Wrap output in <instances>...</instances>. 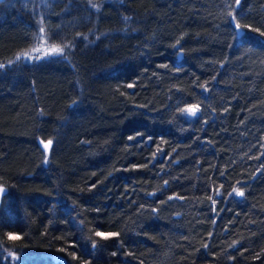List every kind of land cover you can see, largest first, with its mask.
<instances>
[{
    "label": "trees",
    "instance_id": "1",
    "mask_svg": "<svg viewBox=\"0 0 264 264\" xmlns=\"http://www.w3.org/2000/svg\"><path fill=\"white\" fill-rule=\"evenodd\" d=\"M229 13L264 31V0H0V264H264V37ZM40 36L68 52L17 60Z\"/></svg>",
    "mask_w": 264,
    "mask_h": 264
},
{
    "label": "snow or ice",
    "instance_id": "2",
    "mask_svg": "<svg viewBox=\"0 0 264 264\" xmlns=\"http://www.w3.org/2000/svg\"><path fill=\"white\" fill-rule=\"evenodd\" d=\"M234 4L236 6H240L242 4V0H234ZM229 15L232 18V23H233V27L234 29L240 34L239 38H243V35H246V33L244 32V29H250L252 32H257L260 34L261 37H264V31H261L260 28H252L250 25H241L239 20L236 18L235 15H233L232 13H229ZM38 32L43 34L45 32L44 27L40 26L38 27ZM41 40H44L45 38L43 36L39 37ZM64 47H59V46H52L48 51L53 53V54H57L58 56H63L64 54ZM34 51H41V48H35ZM47 54V53H46ZM26 58L27 54H25ZM37 59H39V57H36ZM17 59H20V57H17ZM0 67H2V65H0ZM183 111L192 116L195 117L197 115V113L200 111V106L199 104H191L189 105L187 108L183 109ZM41 144L43 145V149L45 150V153H47L50 149L51 146L53 144V141L51 139L47 140V142H44L43 140L41 141ZM48 162L47 158H45L44 163L46 164ZM222 187V185H221ZM232 193H235L236 196L239 197H243L245 195V193L241 190V188L238 187H233L232 188ZM217 194H219V191L217 190ZM231 195V193H230ZM172 197H170L171 199ZM210 200H212L213 205L216 203V201L214 199H212V197H209ZM96 236L101 237L103 239H108L112 236H116L118 235V233H105V232H96L95 233ZM9 239L15 240L18 239L19 237L14 236L12 233L8 234ZM205 247H207V245H205Z\"/></svg>",
    "mask_w": 264,
    "mask_h": 264
},
{
    "label": "rangeland",
    "instance_id": "3",
    "mask_svg": "<svg viewBox=\"0 0 264 264\" xmlns=\"http://www.w3.org/2000/svg\"><path fill=\"white\" fill-rule=\"evenodd\" d=\"M52 46L64 47L65 50H64L63 55H65L69 50L68 47L65 45H58V44L51 43V42L47 41L46 39H44V40H40L36 46H33L32 48L25 51V53L19 55L18 57H20V59H17V58L16 59L17 60H23V61H39V60L51 58L53 56H58L57 54H53V53L48 51ZM35 48H41V51H39V52L34 51ZM25 54H27V57H29V58H26ZM36 57H39V59H37ZM187 107L188 106H186L185 108H187ZM184 114L188 118H192V116L186 114L185 112H184ZM234 195H235V193H234ZM237 197H239V196H237ZM239 198H243V197H239Z\"/></svg>",
    "mask_w": 264,
    "mask_h": 264
},
{
    "label": "water",
    "instance_id": "4",
    "mask_svg": "<svg viewBox=\"0 0 264 264\" xmlns=\"http://www.w3.org/2000/svg\"><path fill=\"white\" fill-rule=\"evenodd\" d=\"M183 57H184V52L183 51H180V53H179V59L182 60ZM8 191H9V189H8L7 186L0 185V208L2 206L3 199L7 195ZM55 259L56 260H60V261H64V258H61L59 256H56Z\"/></svg>",
    "mask_w": 264,
    "mask_h": 264
},
{
    "label": "bare ground",
    "instance_id": "5",
    "mask_svg": "<svg viewBox=\"0 0 264 264\" xmlns=\"http://www.w3.org/2000/svg\"><path fill=\"white\" fill-rule=\"evenodd\" d=\"M179 60H180V59H179ZM0 185H4V184H1V183H0ZM4 186H6V185H4Z\"/></svg>",
    "mask_w": 264,
    "mask_h": 264
}]
</instances>
